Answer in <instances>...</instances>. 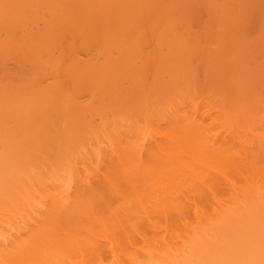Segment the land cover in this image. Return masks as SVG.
I'll list each match as a JSON object with an SVG mask.
<instances>
[{
	"label": "bare ground",
	"instance_id": "bare-ground-1",
	"mask_svg": "<svg viewBox=\"0 0 264 264\" xmlns=\"http://www.w3.org/2000/svg\"><path fill=\"white\" fill-rule=\"evenodd\" d=\"M0 264H264V0H0Z\"/></svg>",
	"mask_w": 264,
	"mask_h": 264
}]
</instances>
